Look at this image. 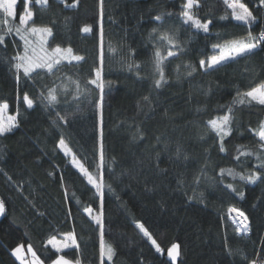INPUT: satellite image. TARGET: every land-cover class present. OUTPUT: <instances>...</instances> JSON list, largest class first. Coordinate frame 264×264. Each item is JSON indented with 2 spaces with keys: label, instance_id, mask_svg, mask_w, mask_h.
I'll list each match as a JSON object with an SVG mask.
<instances>
[{
  "label": "trees",
  "instance_id": "obj_1",
  "mask_svg": "<svg viewBox=\"0 0 264 264\" xmlns=\"http://www.w3.org/2000/svg\"><path fill=\"white\" fill-rule=\"evenodd\" d=\"M181 2L104 0L105 45L111 42L118 54L105 55L103 77L111 84L105 88L102 116L96 106L98 90L80 104L74 116L73 109L65 112L63 95L54 110L46 109L38 98L42 86L53 83L58 87L66 83L73 92L74 85L66 77L79 80L83 86L94 62L98 63L99 0H80L76 8L66 6L72 0H49L44 8L31 5L37 25L53 26V45H71L86 57V62L61 67L56 73L59 79L41 73L35 83L22 78L17 85L7 58L21 42L10 35L5 45H0V58H4L0 59V101L8 103L10 115L19 111L18 127L0 136V200L5 204L0 217V264H20L12 251L18 245L26 249L29 244L44 264H50L55 254L50 245L45 249L47 239L51 235L59 239L60 233L73 228L84 264H99V228L83 208L91 206L96 214L100 197L57 147L61 137L90 172H95L103 145V221L105 240L115 250L111 264H173L166 255L173 243L180 246L175 264H247L245 256L251 260L264 253V180L246 183L225 173L221 183L219 176L221 168L245 175L259 170L255 156L241 157L243 163L235 156L237 146L259 151L258 138L249 129L264 120V106H236L233 132L224 142L225 153L219 151L214 134L205 127L207 120L223 114L219 106L228 105L237 88L247 90L264 80V45L253 55L215 71L205 74L198 70L186 77L183 65L198 67L201 58L213 54L211 44L217 42V33L224 38L238 37L245 34L246 27L231 18L219 19L225 14L222 0H200L199 17L213 21L209 33L182 25L177 15L165 16L163 22L153 19L163 13L178 14ZM244 2L254 15L264 18V10L255 11L257 0ZM23 5L24 0H18L16 23ZM262 24L264 19L253 25V31L258 32ZM87 25L93 30L84 33L82 28ZM157 26L178 28L180 41H188L186 51L167 62L169 82L158 90L152 87V44L148 41L149 32ZM128 46L136 51L135 60L142 65L144 79L120 63L128 57ZM178 64L182 66L179 80L174 71ZM25 92L35 101L32 109L23 103ZM145 95L150 96V103L142 100ZM57 111L68 115L69 122L57 121ZM201 168L206 175L195 184L194 176ZM227 184L242 191L243 198ZM73 193L81 201L79 205ZM230 207L248 217L247 237L235 231L227 215ZM137 222L145 225L162 252H156L136 227ZM60 254L75 259L76 250L65 249ZM104 264H109L107 259Z\"/></svg>",
  "mask_w": 264,
  "mask_h": 264
},
{
  "label": "snow or ice",
  "instance_id": "obj_2",
  "mask_svg": "<svg viewBox=\"0 0 264 264\" xmlns=\"http://www.w3.org/2000/svg\"><path fill=\"white\" fill-rule=\"evenodd\" d=\"M65 2V0H62ZM80 0H72L71 4H66L67 7L76 8ZM225 6V14L219 17L220 20H228L231 18L236 21L239 26H245L246 32L244 35L232 38H224L221 33H217V42L211 44L213 54L208 55L206 58L199 60L198 67L191 63L183 65L185 69L184 75L191 77L198 70H203L205 74L210 71H215L220 67L226 66L229 62H235L241 58H246L255 53V50L261 48L264 45V24L261 25L258 32L253 31V25L259 20L264 19L258 15H254V11L249 8L248 4L244 0H222ZM18 0H0V45H5L6 37L15 35L21 42L18 45L17 51L13 56L7 58L9 64V71L13 72L15 81L19 85L21 79L32 80L35 83L36 77L41 76L43 73L45 76L56 77V73L64 65L80 64L86 62L84 55L78 54L74 51L71 45L62 47L60 44L53 45L51 40L55 39L53 26L37 25L34 21L35 13L32 10L31 5H38L41 8L49 6V0H24L23 13L19 14V22L15 23L17 17L16 6ZM103 4L104 0H99V15L101 18L100 31H99V49L97 60L94 62V66L91 69V73L85 79L83 86L79 80H73L68 76L66 79L74 85V91L69 92L68 85L62 84L61 86L49 87L43 85L41 91L38 94V98L44 104L46 109H55L56 105L61 103L60 97L63 95V103L65 105V112L69 109H73L72 115L79 110L80 104L86 100L93 91L98 90L99 101L97 102V108L101 111L103 99L105 96V88L111 84V81H105L103 77L104 62L106 52L108 55L118 54V49L111 42L105 45L104 31H103ZM200 0H182L181 10L178 14L175 13H163L155 16V21L163 22L165 16L177 15L178 19L182 22V25L188 28L202 31L203 33L210 32V25L213 23L212 19L202 20L199 17ZM230 10V12H229ZM264 10V0H257V7L255 11L259 13ZM67 19V18H66ZM55 22L53 21V24ZM92 26L87 25L82 28L84 33L91 32ZM148 41L152 44V50L150 53V63L152 70V87L154 89H160L168 84L169 79L166 75V64L170 58H176L184 51H186L187 40L181 42L179 39V29H164L159 26L153 27L148 35ZM15 43V42H14ZM122 46V45H121ZM22 49V50H21ZM136 51L128 46L127 59L122 58L120 63L122 67H125L129 72H134L138 79H144L140 75V69L142 65L139 61L135 60ZM4 59V58H0ZM181 65H176L174 71L177 73V79H180ZM59 79V77H56ZM71 99H68V96ZM19 99V90H18ZM23 103L28 109H32L35 105V101L30 98L27 92L23 93ZM145 103H150V96L145 95L142 97ZM139 105V101L137 102ZM253 103L264 106V80L259 81L255 86L248 88L247 90H240L237 88L236 94L232 101L228 105L219 106L223 109V114L214 116L213 118L205 122V127L214 134L216 143L218 144L219 151L221 153L226 152L225 140L232 135L233 122L235 120V109L237 105L250 106ZM9 105L6 101H0V136L10 133L18 127V115L19 111L14 115H6ZM200 111V109H198ZM57 121L69 122L68 115H61L59 111L56 112ZM250 132L258 138V152H253L246 149L244 146H237V155L235 160L241 162V157L255 156L257 160L256 168L259 169L251 171L248 175L243 172H236L233 168H221L219 170V176L222 178L225 173L228 176H232L233 179L239 177L241 181L246 183H256L258 180H264V120H261L257 128H250ZM137 133H140L139 127H137ZM142 138V133H140ZM136 137L134 136V139ZM203 139V137H201ZM57 147L64 152L66 157H70V163L73 168L77 169L81 176L87 180V184L91 185L95 189L96 194L100 197V209L96 214H93L94 210L91 206L83 208V212L87 213L91 221L99 228V264H104L105 259L111 264L115 255L113 246L105 240V230L103 221V189L106 187L103 178V169L105 166V160L103 155V145L100 144L99 148V160L95 165V172H90L88 168L77 158L76 154L67 147L65 139L60 138ZM179 149H177V155H179ZM207 165H205L206 168ZM205 168H201L200 172L194 176L193 182L199 184L200 180L206 175ZM11 179V178H9ZM110 188V185H107ZM227 188L233 192H237V189L233 184H227ZM237 194L243 198L244 193L242 191ZM202 195V194H201ZM195 197H189L194 199ZM73 199H76L79 205L81 201L73 193ZM229 213L237 212L238 216L242 218V221L237 224L235 231L237 233L247 234L250 231L249 224L247 223L248 217L243 211L236 208H229ZM5 213V204L3 200H0V216ZM69 217H71V211L69 210ZM233 223L236 220L233 219ZM136 227L143 233V235L151 242L155 247L156 252H162V249L157 245L152 235L145 227L143 223H136ZM60 238L57 235H51L45 244V249L50 245L51 249H54L55 259H51L50 264H84L82 259L81 247L78 241L75 230L60 233ZM225 248L229 249V254L233 252L229 248L227 240H225ZM65 249H75V259L67 258L66 254H60ZM180 246L173 243L168 249V256L171 258L173 264L177 257L180 255ZM28 256L25 255L24 246L18 245L13 249L12 254L20 261V264H44V261L40 258L37 252L33 249L31 244L27 247ZM244 259L247 264H264V253H257V258L248 260L245 256Z\"/></svg>",
  "mask_w": 264,
  "mask_h": 264
},
{
  "label": "built area",
  "instance_id": "obj_3",
  "mask_svg": "<svg viewBox=\"0 0 264 264\" xmlns=\"http://www.w3.org/2000/svg\"><path fill=\"white\" fill-rule=\"evenodd\" d=\"M227 215H228L229 220H230L232 223H233V219H235V220L237 221V219L240 218V217L238 216V213H237V212H231V213H229V211H228ZM241 219H242V218H241ZM233 224H234L235 227H237V223H233ZM237 234H238L239 236L247 237V236L249 235V232H248L247 234H244V233H242V232L237 233Z\"/></svg>",
  "mask_w": 264,
  "mask_h": 264
},
{
  "label": "rangeland",
  "instance_id": "obj_4",
  "mask_svg": "<svg viewBox=\"0 0 264 264\" xmlns=\"http://www.w3.org/2000/svg\"><path fill=\"white\" fill-rule=\"evenodd\" d=\"M16 23V22H15ZM16 24H18V22L16 23ZM6 115H10L8 112L6 113ZM150 242V241H149ZM151 243V242H150ZM153 246V245H152ZM154 247V246H153ZM171 247V246H170ZM169 247V248H170ZM155 248V247H154ZM27 249V248H26ZM167 253H168V250H167ZM167 255V257H168V259L169 260H171V258L168 256V254H166ZM177 259H178V257H177ZM177 259H176V261H177ZM172 261V260H171ZM176 261H175V263H176Z\"/></svg>",
  "mask_w": 264,
  "mask_h": 264
},
{
  "label": "bare ground",
  "instance_id": "obj_5",
  "mask_svg": "<svg viewBox=\"0 0 264 264\" xmlns=\"http://www.w3.org/2000/svg\"><path fill=\"white\" fill-rule=\"evenodd\" d=\"M242 221L241 217L237 219L236 223L239 224Z\"/></svg>",
  "mask_w": 264,
  "mask_h": 264
},
{
  "label": "crops",
  "instance_id": "obj_6",
  "mask_svg": "<svg viewBox=\"0 0 264 264\" xmlns=\"http://www.w3.org/2000/svg\"><path fill=\"white\" fill-rule=\"evenodd\" d=\"M1 217V216H0ZM25 255L28 256L27 249L24 248Z\"/></svg>",
  "mask_w": 264,
  "mask_h": 264
}]
</instances>
